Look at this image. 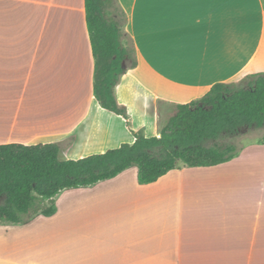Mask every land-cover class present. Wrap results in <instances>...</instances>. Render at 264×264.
Segmentation results:
<instances>
[{"label":"crops","instance_id":"crops-1","mask_svg":"<svg viewBox=\"0 0 264 264\" xmlns=\"http://www.w3.org/2000/svg\"><path fill=\"white\" fill-rule=\"evenodd\" d=\"M116 3L136 58L113 90L129 126L93 96L84 0H0V145L102 154L157 137L162 107L264 73V0ZM249 145L146 185L132 167L63 190L50 215L0 224V264H264V144Z\"/></svg>","mask_w":264,"mask_h":264},{"label":"trees","instance_id":"trees-1","mask_svg":"<svg viewBox=\"0 0 264 264\" xmlns=\"http://www.w3.org/2000/svg\"><path fill=\"white\" fill-rule=\"evenodd\" d=\"M84 10L94 62L93 96L129 126L113 93L119 77L136 66L132 41L124 31L126 17L116 0H84ZM173 110L158 137L132 131V144L77 160L60 159L56 144L0 145V224L23 225L35 215H50L61 191L94 186L132 167L137 183L146 185L179 163L211 167L234 159L242 148L224 140L264 128V73L238 83H216L201 98L175 104ZM257 142L264 144V135Z\"/></svg>","mask_w":264,"mask_h":264},{"label":"rangeland","instance_id":"rangeland-1","mask_svg":"<svg viewBox=\"0 0 264 264\" xmlns=\"http://www.w3.org/2000/svg\"><path fill=\"white\" fill-rule=\"evenodd\" d=\"M173 112H174V110L171 109V108L170 109L168 107H162L161 108L160 115H159V117L157 119V127H158V135H157V137L159 136L160 129L165 124V122L167 121V119L171 115H173ZM263 135H264V128H260V129H250V130L246 131L245 133H243L242 135H240L238 137H235V138L226 139V140H224V142L232 143L233 145H235V147L237 149L242 148V150H244V148L247 145H249V144H255V143L259 144L257 141H259L262 138ZM127 137H128V135H127ZM124 144H128V143H124ZM59 157H60V159H63V156L62 155H59ZM179 166H184V164L183 163H179L178 164V167ZM43 205H44V208H46L48 206V203L46 202ZM52 208L54 210V202L52 204ZM38 215L39 216L40 215L48 216V215H45L43 213L38 214ZM38 215L33 216L32 219H30V222L32 220H34L35 217L38 216ZM29 223H27V224H29ZM27 224H23V225H20V226H25ZM14 226H17V225H14Z\"/></svg>","mask_w":264,"mask_h":264},{"label":"water","instance_id":"water-1","mask_svg":"<svg viewBox=\"0 0 264 264\" xmlns=\"http://www.w3.org/2000/svg\"><path fill=\"white\" fill-rule=\"evenodd\" d=\"M122 69L125 70V66L124 65H122Z\"/></svg>","mask_w":264,"mask_h":264}]
</instances>
